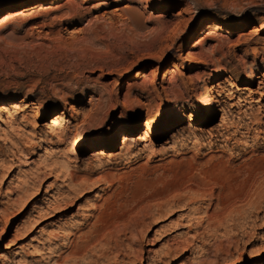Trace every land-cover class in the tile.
I'll list each match as a JSON object with an SVG mask.
<instances>
[{"label":"rangeland","instance_id":"1","mask_svg":"<svg viewBox=\"0 0 264 264\" xmlns=\"http://www.w3.org/2000/svg\"><path fill=\"white\" fill-rule=\"evenodd\" d=\"M261 30L264 0H0V264H264ZM244 185L228 235L193 239Z\"/></svg>","mask_w":264,"mask_h":264},{"label":"bare ground","instance_id":"2","mask_svg":"<svg viewBox=\"0 0 264 264\" xmlns=\"http://www.w3.org/2000/svg\"><path fill=\"white\" fill-rule=\"evenodd\" d=\"M12 13H9L8 15H6V17H4V21H7L11 18H13V16L11 15ZM216 26L213 24H209L206 26V29H215ZM264 31H255L256 34H260ZM218 78V76H217ZM246 89H244L245 91ZM209 94L208 92H205V96H204V100H207L209 98ZM10 110L13 111H17V110H21L22 107H20L19 105H15L12 104L10 105ZM7 110H9L7 108ZM9 110V111H10ZM8 111V112H9ZM206 111L208 112V109H206ZM205 111V112H206ZM191 116H188L184 111H179L178 113H176L174 115V117L172 118V122L175 124H179L185 120H190ZM52 121L49 123V126H55V124H60L61 119H59V117L55 116L54 119H51ZM151 125L150 123H147L145 125V131L143 133L144 137L149 136L150 132H151ZM49 133H44L41 132V136L46 138L48 136H53V137H57V141H62L64 138V135L55 133V130H53L52 128H48ZM87 140V137L85 136H81V137H74L72 139V142L69 144L68 146V152L65 155L64 158H66V160H68V158H70L71 155H74L77 153V150L80 146H82ZM115 141L112 140L111 143H109L108 145H106L105 147L102 144L105 143H100L98 145V147L101 148H110L112 146L115 145ZM56 157V155H55ZM82 190V188H80ZM86 189V187H85ZM84 190V189H83ZM251 187L247 188V185H244L243 187H241V189L239 191H237L236 193H231V192H217L215 193L214 190H211L210 193V203L214 205V207L211 205V212L207 213L206 215V222L199 224L197 230L194 232V238L193 239H204L206 238V242L209 240H214L215 237L217 236L218 231L220 230H224L225 234L224 236L228 235V229H227V225L228 222L231 221V215L235 212V208L237 207V205L240 206H245L247 205L250 201V194H251ZM62 211L66 210V205L62 206ZM205 224V227H203V225ZM82 226V225H80ZM188 230L190 231L191 228L190 226H188ZM200 230L203 231V233H200ZM112 231V226H103L97 230H95L93 233H83L81 235H79V237L74 238L71 241V244L69 245V247H66V251L64 253L61 254V256L59 257V260L62 261L63 263H69V262H73L75 263L78 260H81L84 257V254L87 252L88 248L98 242V241H105L106 238L111 234ZM241 235V240L245 237L244 233L239 232L238 235ZM202 236V237H201ZM248 237V236H246ZM51 241H53V238L51 236ZM255 239H257V236H252V237H248V242L254 241ZM54 242V241H53ZM142 241H139V243H142ZM209 245V243H208ZM249 244H246V246ZM51 247H53L52 249L56 250L54 245H52ZM52 249H47L49 251H52ZM241 252V251H240ZM244 255V253H238L236 256L237 260H240V258H242V256ZM94 264H99L98 259L97 261L94 262ZM228 264V263H226Z\"/></svg>","mask_w":264,"mask_h":264}]
</instances>
